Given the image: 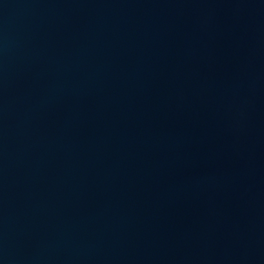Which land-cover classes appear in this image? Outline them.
Segmentation results:
<instances>
[{
	"label": "water",
	"instance_id": "95a60500",
	"mask_svg": "<svg viewBox=\"0 0 264 264\" xmlns=\"http://www.w3.org/2000/svg\"><path fill=\"white\" fill-rule=\"evenodd\" d=\"M0 264H264V0H0Z\"/></svg>",
	"mask_w": 264,
	"mask_h": 264
}]
</instances>
